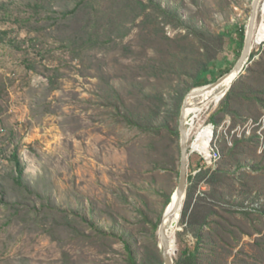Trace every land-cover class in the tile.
Here are the masks:
<instances>
[{
  "label": "rangeland",
  "instance_id": "obj_1",
  "mask_svg": "<svg viewBox=\"0 0 264 264\" xmlns=\"http://www.w3.org/2000/svg\"><path fill=\"white\" fill-rule=\"evenodd\" d=\"M252 5L0 0V264H127L126 244L163 264L171 129L197 72L236 63ZM209 124L221 127L212 167L192 151ZM189 132L174 264H264V38Z\"/></svg>",
  "mask_w": 264,
  "mask_h": 264
},
{
  "label": "water",
  "instance_id": "obj_2",
  "mask_svg": "<svg viewBox=\"0 0 264 264\" xmlns=\"http://www.w3.org/2000/svg\"><path fill=\"white\" fill-rule=\"evenodd\" d=\"M261 0H253V8L252 12L248 21V24L246 26L245 35H244V43L243 47L240 53L239 58L237 59L234 66L224 75H222L220 78H218L215 82L206 84L204 87H208V90L206 91V94L193 103L190 107L186 106V99L189 97L192 91H190L186 97L184 98L182 107H181V113L179 118V135H180V170H179V176H178V184L176 187V190L174 192L175 201L177 202L179 206V213L178 216L172 214L169 219L164 224H160L158 229V245L160 248V252L163 258V264H174V260L172 257L169 256V245H170V237L168 234V230L171 227H174L178 223V219L181 212V207L183 204V199L185 197L186 193V185H187V170H188V134H189V120L191 117H188V110L190 109H196L201 106H203L206 102H208L213 95L216 93L223 91L224 89V95L228 91L231 84L224 88V82L229 77L236 78L240 72L243 70L245 64L247 63V60L249 59L251 48H252V38H253V30L256 23L257 18V12L259 3ZM173 198V196H172ZM171 198V200H172ZM171 202V201H170Z\"/></svg>",
  "mask_w": 264,
  "mask_h": 264
},
{
  "label": "bare ground",
  "instance_id": "obj_3",
  "mask_svg": "<svg viewBox=\"0 0 264 264\" xmlns=\"http://www.w3.org/2000/svg\"><path fill=\"white\" fill-rule=\"evenodd\" d=\"M261 1L259 3V7H258L259 12L261 13V20L258 24L255 23V27L253 30V38H252L253 42L252 43H255V44H256V42H258L264 38V0L262 2ZM234 79L235 78H232V77H229L228 79H226L224 82V88H227L234 81ZM207 90H208V87H204V86L194 88L192 90L191 94L189 95V97L186 99V106L190 107L193 103H195L196 101L201 99L206 94ZM224 90L213 95V97L208 102H206L203 106L196 108V109L188 110V117H192L189 120V131L192 128L194 119L199 115V113L204 108H207V106L210 103L219 102L222 99V97L224 96ZM211 134H212L211 126L207 125L206 128L201 133L199 141L196 144L194 150L207 155V152L209 149V142L211 139ZM175 199L176 198L173 194V198H172L171 202L169 203L168 207L166 208V210L164 212L161 224L166 223V221L169 219V217L174 213L176 216H178V213H179L178 208L180 205H178L177 202L174 203ZM176 227H178V226L175 225L174 227H171L168 230V234L170 237V245H169L168 254L172 258H173V250H174V240H172V237L175 233Z\"/></svg>",
  "mask_w": 264,
  "mask_h": 264
},
{
  "label": "trees",
  "instance_id": "obj_4",
  "mask_svg": "<svg viewBox=\"0 0 264 264\" xmlns=\"http://www.w3.org/2000/svg\"><path fill=\"white\" fill-rule=\"evenodd\" d=\"M235 32L237 33L236 42H237L238 51H241L242 47H243L244 35H245L244 26L236 29ZM209 64H213V67L211 69L208 66H206V67L204 66L197 72L196 81H195L196 86H203V85L209 84L212 81H215L217 76H215L214 74H216L218 72V76H221V75L227 73L234 66V63H233L228 67H225V68L218 67V69H217L215 67V63L213 61H209ZM208 74H211V76L213 78L212 79L207 78ZM171 132L176 136L179 135V129L178 128L171 129ZM14 157H15L16 169L18 172V178H20L22 176V168H21V165H20V162H19L17 156L15 155ZM125 248H126V252H127V258H126L127 264H139L137 262L136 257L134 256L130 246L128 244H126ZM195 258H196L195 253H188L186 260L194 263ZM176 264H180V263L177 262Z\"/></svg>",
  "mask_w": 264,
  "mask_h": 264
},
{
  "label": "built area",
  "instance_id": "obj_5",
  "mask_svg": "<svg viewBox=\"0 0 264 264\" xmlns=\"http://www.w3.org/2000/svg\"><path fill=\"white\" fill-rule=\"evenodd\" d=\"M209 125L211 126L212 134H211V139L209 142V149H208L207 155L200 153L192 148V151H196L202 156L203 162L206 167L214 166L220 158V151L216 146V140L218 137L217 132L221 127L217 129L214 124H209Z\"/></svg>",
  "mask_w": 264,
  "mask_h": 264
}]
</instances>
